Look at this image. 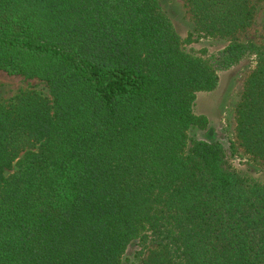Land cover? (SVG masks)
Segmentation results:
<instances>
[{"label": "trees", "instance_id": "16d2710c", "mask_svg": "<svg viewBox=\"0 0 264 264\" xmlns=\"http://www.w3.org/2000/svg\"><path fill=\"white\" fill-rule=\"evenodd\" d=\"M183 1L229 42L190 48L158 0H0V71L50 95L0 103V264H121L135 244L140 264H264V181L188 137L197 93L251 58L235 133L264 161V47L233 38L254 5Z\"/></svg>", "mask_w": 264, "mask_h": 264}, {"label": "rangeland", "instance_id": "374dc122", "mask_svg": "<svg viewBox=\"0 0 264 264\" xmlns=\"http://www.w3.org/2000/svg\"><path fill=\"white\" fill-rule=\"evenodd\" d=\"M158 1L180 36L185 39L187 35H191L190 48L196 50L206 49L213 52L229 42L230 38L209 37L200 33L183 0ZM252 3L255 15L251 26L237 33L233 38L264 47V0H252ZM254 67L255 63L251 58L244 59L231 69L219 73V83L215 90L197 93L193 112L198 116L205 117L207 126L202 129L198 127L190 128L188 137L193 141H217L224 147L231 164L238 169L249 170L264 181V161L247 154L239 145L235 133V110L243 93L245 82ZM25 91H36L50 99L46 85L40 80L7 75L0 71V103L9 102ZM231 143L235 146L233 155L229 149ZM139 251L140 247L138 245L129 246L121 264H140Z\"/></svg>", "mask_w": 264, "mask_h": 264}]
</instances>
